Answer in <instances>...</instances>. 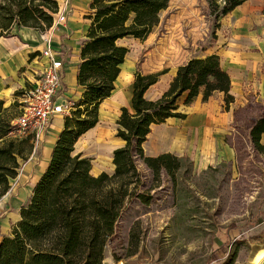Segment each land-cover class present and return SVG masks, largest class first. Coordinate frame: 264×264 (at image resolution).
Listing matches in <instances>:
<instances>
[{
	"label": "trees",
	"instance_id": "1",
	"mask_svg": "<svg viewBox=\"0 0 264 264\" xmlns=\"http://www.w3.org/2000/svg\"><path fill=\"white\" fill-rule=\"evenodd\" d=\"M244 1L207 0L209 15L215 22L213 38L220 19ZM169 2L89 1L84 14L89 23L79 45L75 74V83L82 92L72 102V115L64 116L48 164L32 186L28 201L19 208V219L9 234L0 237V264H103L127 212L138 205L147 208L154 201L151 191L163 185L164 176L170 178L176 191L184 175L191 172L193 162L188 156L169 152L149 156L142 144L151 125L169 117H185L178 111L180 101L189 105L199 94L206 101L215 92H223L225 108L234 102L229 92L230 76L214 52L191 56L178 65L167 89L156 99H147L144 93L167 69L135 71L130 109L121 107L116 119L115 136L123 144L112 151V173L92 174L91 158L82 152L74 153L75 143L95 126L100 103L114 89L120 64L128 52L118 41L144 40L158 25L160 13ZM59 10V0H0V36L10 35L16 26L43 32L50 28ZM17 108V103L5 107L0 100V197L35 151L34 134L18 136L13 132L11 120L20 113H15ZM263 133L264 113L255 118L247 132L254 151L264 157ZM136 226L134 221L129 227L130 241ZM112 257L120 259L115 253ZM234 261L235 253L218 264Z\"/></svg>",
	"mask_w": 264,
	"mask_h": 264
},
{
	"label": "rangeland",
	"instance_id": "2",
	"mask_svg": "<svg viewBox=\"0 0 264 264\" xmlns=\"http://www.w3.org/2000/svg\"><path fill=\"white\" fill-rule=\"evenodd\" d=\"M73 2L59 0L65 23L75 13L71 6ZM80 12L76 13L79 18L87 11ZM214 26L207 0H170L168 7L160 13L158 25L144 40L127 38L118 43L128 48L127 61L135 69L147 71L155 68L158 71L164 68V64L172 68L189 55L203 54L218 37L222 40V35L230 34L220 19V26L215 30L216 38H213ZM68 34L74 35L71 28H68ZM66 48L63 56L68 65L72 63L73 54L69 52L73 49ZM261 72L260 97L255 100L249 95L251 97L247 96L245 105L236 107L234 130L225 138L235 149V159L221 161L225 165L210 161L212 168L208 169H199L192 161L191 172L184 175V181L179 183L176 191L170 178L164 176L163 185L151 191L154 201L145 209L140 205L131 207L119 222L104 264H218L234 253L233 264H244L252 251L264 246V157L254 151L247 135L255 118L264 113V62ZM161 78L157 89L150 90L149 96H156L162 89L168 73ZM75 91L77 95V89ZM15 113H19V108ZM63 120L64 116H57L51 123L62 126ZM102 125L109 132L99 137L100 144L81 137L75 148L91 158L93 171L102 167L110 173L113 170L110 153L122 142L113 138L115 122ZM47 133L44 131L36 138L35 151L19 174L10 180L8 191L0 197V237L10 233L19 218V207L29 199L36 179L35 167L49 153ZM139 167L144 170L142 165ZM134 221L137 226L130 241L128 232ZM114 253L120 257L118 261L113 259Z\"/></svg>",
	"mask_w": 264,
	"mask_h": 264
},
{
	"label": "crops",
	"instance_id": "3",
	"mask_svg": "<svg viewBox=\"0 0 264 264\" xmlns=\"http://www.w3.org/2000/svg\"><path fill=\"white\" fill-rule=\"evenodd\" d=\"M89 1L74 0L71 6L74 8L72 11L75 13L68 17L69 20L64 26H54L47 33L50 37V43L59 50L63 61L62 82L72 99H76L82 92V87L75 83V74L79 62V45L85 36L89 23V20L84 17V12L80 18L76 13L88 11ZM263 4L264 0H245L223 16L221 25L227 27L230 34L227 36L222 35V40L218 37L207 47L205 52H202L203 54L199 55L214 52L220 56L222 68L230 76L229 92L233 95L234 102L230 103L228 108H225L223 92H215L206 101H202L199 94L189 105H184L180 101L178 111L184 113L185 117H169L162 123L151 125L150 132L142 144L143 149L146 145L147 151L144 152L146 155L155 156L166 152L178 156L186 155L195 162L196 167L199 169L211 167L209 165L210 161H214L217 165L221 161H233L235 159L234 147L225 140L226 135H231L234 130V110L240 105H245L247 98L251 97L249 95H253L252 97L257 100L261 94L259 92V77L263 75L261 65L264 62ZM62 9L60 4L59 11L62 12ZM81 19L83 22H81ZM68 28L73 30L74 35L68 34ZM43 47L42 31L31 27L16 26L11 30L10 35L0 36V100L3 101L5 107L17 103L19 112L21 111L24 87L29 85V80H32L34 74L43 69L46 64V58L38 55ZM65 47H67L66 49H70V47L73 49L69 52L73 54L70 58L72 63H68V65L64 63L63 49ZM127 54L123 63L120 64V72L114 81V89L110 96L105 98L98 107L97 123L94 127L85 131L77 142L81 137H84L87 141H95L100 144L99 137H103L109 132L107 127L102 124L104 122H115L116 124L121 107L125 106L130 109L132 82L137 69L127 61ZM190 57L191 55L172 68L164 64L163 69H167L166 73H168L167 81L162 89L156 93V96H149V91L157 89L160 84L162 74L158 81L146 90L144 97L147 99L158 98L167 89L177 66ZM156 70L152 68L151 70L141 71L147 73ZM76 89L77 95L75 94ZM61 127V125L51 123L49 128L45 130L48 132V139H50V145L47 148L49 153L45 160L35 167V182L48 164L52 147ZM87 133H90L89 136H87ZM113 138L119 139L116 136ZM119 140L122 142L121 139ZM121 145H117L115 148ZM74 150V153L82 152L77 151L75 146ZM101 171L109 173L102 167L94 171L91 167V173L94 175Z\"/></svg>",
	"mask_w": 264,
	"mask_h": 264
},
{
	"label": "built area",
	"instance_id": "4",
	"mask_svg": "<svg viewBox=\"0 0 264 264\" xmlns=\"http://www.w3.org/2000/svg\"><path fill=\"white\" fill-rule=\"evenodd\" d=\"M57 25H65V15L60 11L54 14L50 28L42 32L44 47L38 55L46 58V64L29 80V85L24 87L21 111L11 120L13 132L18 136L31 133L38 138L49 128L53 118L69 115L73 109L72 97L62 82V58L59 50L50 43L47 34L49 29Z\"/></svg>",
	"mask_w": 264,
	"mask_h": 264
},
{
	"label": "bare ground",
	"instance_id": "5",
	"mask_svg": "<svg viewBox=\"0 0 264 264\" xmlns=\"http://www.w3.org/2000/svg\"><path fill=\"white\" fill-rule=\"evenodd\" d=\"M118 264H123L119 262ZM244 264H264V246L255 252L252 251L248 261Z\"/></svg>",
	"mask_w": 264,
	"mask_h": 264
}]
</instances>
